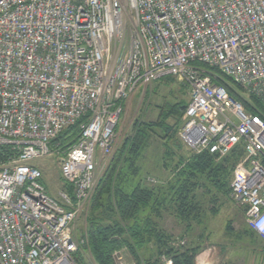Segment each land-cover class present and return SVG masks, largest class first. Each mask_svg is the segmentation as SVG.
Returning <instances> with one entry per match:
<instances>
[{
  "label": "built area",
  "instance_id": "built-area-1",
  "mask_svg": "<svg viewBox=\"0 0 264 264\" xmlns=\"http://www.w3.org/2000/svg\"><path fill=\"white\" fill-rule=\"evenodd\" d=\"M220 76L264 113V0H0V264H77L85 240L73 226L124 104L165 77L189 92L181 144L217 160L242 147L229 196L264 242V119L214 83ZM85 116L58 156L53 142ZM52 153L71 188L61 204L28 165ZM123 252L114 263L134 264ZM210 252L195 264H212Z\"/></svg>",
  "mask_w": 264,
  "mask_h": 264
},
{
  "label": "trees",
  "instance_id": "trees-1",
  "mask_svg": "<svg viewBox=\"0 0 264 264\" xmlns=\"http://www.w3.org/2000/svg\"><path fill=\"white\" fill-rule=\"evenodd\" d=\"M214 83L223 86L247 112L259 114L264 119L260 103L243 88L221 76ZM187 104L177 102L168 106L155 122L134 121L131 133L114 152L92 195L84 217L85 229L77 237L85 240L74 255L77 264H115L112 255L121 250L130 255L134 264H160L162 257L171 259L173 264H195L204 247L200 242L202 234L192 236V225L203 223L208 196L209 211L217 214L213 189L230 199L232 172L244 154L241 146L221 160L208 153L195 155L190 152L188 158L178 159L165 183L152 188L143 186L136 165L142 150L155 129L164 133L163 137L168 140L176 141ZM87 119L88 116L81 118L56 138L53 144L59 146L58 156L73 144L80 125ZM63 190L71 197V188L64 182ZM164 215L182 228L179 237L174 238L163 229ZM230 230L228 222L226 231ZM246 233L252 232L247 229Z\"/></svg>",
  "mask_w": 264,
  "mask_h": 264
},
{
  "label": "rangeland",
  "instance_id": "rangeland-1",
  "mask_svg": "<svg viewBox=\"0 0 264 264\" xmlns=\"http://www.w3.org/2000/svg\"><path fill=\"white\" fill-rule=\"evenodd\" d=\"M188 101L189 92L186 84L175 78L165 77L148 86L139 88L124 104L123 112L115 130L114 151L110 157L98 164L96 169L97 180L99 181L108 167L114 152L120 146L123 138L131 133V127L135 120L139 119L143 123L155 122L168 106L177 102L187 104ZM168 121L172 122L171 119H168ZM163 136L164 133L159 129H155V134L149 137L147 145L142 150L141 157L136 162L142 184L147 188L165 183L170 179L173 173L172 168L178 159H186L191 155L190 151L183 144L179 143L178 132L176 141L168 140ZM58 161L59 157L57 154L52 153L42 159L30 162L28 165L42 172V183L45 185L48 195L61 204L60 194L64 190ZM211 193L213 194V198L217 199L215 204L217 214L213 215L209 211L210 203L208 196L205 198L203 223L201 226L192 225V236L202 234L200 241L204 247L202 252L211 251L210 261L212 264H222L220 262L223 257L222 251L233 252L242 262H248L249 254L253 252L254 264H264V244L254 242L246 233L248 229L247 225L245 222L243 225L241 224L240 213L233 201L215 192L214 189ZM90 201L91 199L84 205L74 223L73 229L76 238L85 229L84 217L89 209ZM228 222L231 224L232 230L230 231H226ZM161 225L174 238L181 235L180 229L182 228L177 226L170 216L164 215ZM123 254H125L124 260L127 263H131L132 259L130 255L126 252H123Z\"/></svg>",
  "mask_w": 264,
  "mask_h": 264
},
{
  "label": "crops",
  "instance_id": "crops-1",
  "mask_svg": "<svg viewBox=\"0 0 264 264\" xmlns=\"http://www.w3.org/2000/svg\"><path fill=\"white\" fill-rule=\"evenodd\" d=\"M237 210H238V212L240 213V222H241V224L243 225L244 224V210L243 209H241V208H237ZM244 227V226H243ZM245 228V227H244ZM253 233V232H252ZM248 234L251 238H252V240L254 241V242H257V243H263L264 244V242H262L261 240H259L254 234ZM222 253H223V257L221 258V263L222 264H254V261H253V252H251L252 254H249L250 256L248 257V262H246V261H244V262H242V260L239 258V257H237V256H235L234 254H233V252H229V251H227V252H223L222 251ZM246 259V258H245ZM211 262V261H210ZM212 263V262H211Z\"/></svg>",
  "mask_w": 264,
  "mask_h": 264
},
{
  "label": "bare ground",
  "instance_id": "bare-ground-1",
  "mask_svg": "<svg viewBox=\"0 0 264 264\" xmlns=\"http://www.w3.org/2000/svg\"><path fill=\"white\" fill-rule=\"evenodd\" d=\"M97 184H98V180H97ZM97 186V185H96ZM44 187H45V185H44ZM45 189H46V187H45ZM46 191H47V189H46Z\"/></svg>",
  "mask_w": 264,
  "mask_h": 264
}]
</instances>
